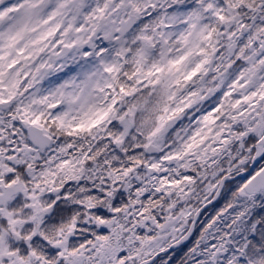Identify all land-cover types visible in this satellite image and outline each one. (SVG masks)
I'll return each instance as SVG.
<instances>
[{
  "label": "snow or ice",
  "instance_id": "1",
  "mask_svg": "<svg viewBox=\"0 0 264 264\" xmlns=\"http://www.w3.org/2000/svg\"><path fill=\"white\" fill-rule=\"evenodd\" d=\"M0 264H264V0H0Z\"/></svg>",
  "mask_w": 264,
  "mask_h": 264
}]
</instances>
